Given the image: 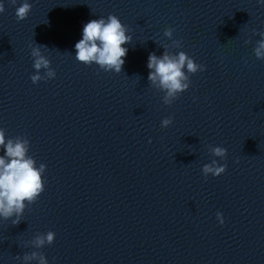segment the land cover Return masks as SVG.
<instances>
[{"label":"water","instance_id":"obj_1","mask_svg":"<svg viewBox=\"0 0 264 264\" xmlns=\"http://www.w3.org/2000/svg\"><path fill=\"white\" fill-rule=\"evenodd\" d=\"M0 264H264V0H0Z\"/></svg>","mask_w":264,"mask_h":264}]
</instances>
